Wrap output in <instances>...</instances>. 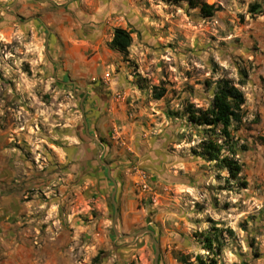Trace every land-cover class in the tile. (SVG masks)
<instances>
[{"label": "rangeland", "instance_id": "rangeland-1", "mask_svg": "<svg viewBox=\"0 0 264 264\" xmlns=\"http://www.w3.org/2000/svg\"><path fill=\"white\" fill-rule=\"evenodd\" d=\"M206 2L210 17L86 0L67 66L42 19L54 0H0V264H155L154 241L157 264H264V0ZM117 27L125 55L109 47ZM220 78L245 97L236 180L193 153L207 135L182 114L208 107Z\"/></svg>", "mask_w": 264, "mask_h": 264}, {"label": "trees", "instance_id": "trees-1", "mask_svg": "<svg viewBox=\"0 0 264 264\" xmlns=\"http://www.w3.org/2000/svg\"><path fill=\"white\" fill-rule=\"evenodd\" d=\"M170 2H186L191 8H198L203 17L212 16L218 8L206 0H168ZM130 31L117 27L113 30L109 47L123 55L128 51L131 43ZM162 92L156 93L155 98H160ZM245 97L242 91L227 78L216 81L211 102L208 107H196L194 104H186L182 114L186 116L192 125L204 127L206 138L201 140L193 153L208 162H214L215 166L227 173V179L236 180L241 171V164L234 154L236 152L231 129L234 124H239L242 119V106ZM171 113V112H170ZM169 113V114H170ZM172 114V113H171ZM226 153V154H225ZM215 236L204 238V247L209 251L213 249ZM179 262L188 264V255L176 253ZM200 264H218L215 254L207 260L196 256Z\"/></svg>", "mask_w": 264, "mask_h": 264}, {"label": "crops", "instance_id": "crops-1", "mask_svg": "<svg viewBox=\"0 0 264 264\" xmlns=\"http://www.w3.org/2000/svg\"><path fill=\"white\" fill-rule=\"evenodd\" d=\"M56 11L42 16V19L49 25L47 41L59 55H63L65 65L73 61L72 51L80 47L77 40L80 38L79 28L72 27L74 21L79 24L80 3L86 0H54ZM25 11V10H24ZM99 29H104L110 21V14L105 9L98 13ZM74 62L86 63L82 56L75 55Z\"/></svg>", "mask_w": 264, "mask_h": 264}, {"label": "water", "instance_id": "water-1", "mask_svg": "<svg viewBox=\"0 0 264 264\" xmlns=\"http://www.w3.org/2000/svg\"><path fill=\"white\" fill-rule=\"evenodd\" d=\"M51 1V0H49ZM114 193L115 191L112 192V195H111V199H112V202L114 204V207H115V213H114V217H113V220H112V227L114 229V226H115V219H116V205H115V199H114ZM148 232L153 235V232L148 230ZM154 244H155V264H157V257H158V248L156 246V242L154 241Z\"/></svg>", "mask_w": 264, "mask_h": 264}, {"label": "built area", "instance_id": "built-area-1", "mask_svg": "<svg viewBox=\"0 0 264 264\" xmlns=\"http://www.w3.org/2000/svg\"><path fill=\"white\" fill-rule=\"evenodd\" d=\"M146 176H141V182H140V185H141V188H143V189H147L148 188V185H147V183H146Z\"/></svg>", "mask_w": 264, "mask_h": 264}]
</instances>
